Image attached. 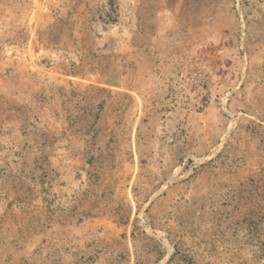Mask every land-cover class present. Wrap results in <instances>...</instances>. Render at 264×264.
<instances>
[{
    "label": "rangeland",
    "instance_id": "rangeland-1",
    "mask_svg": "<svg viewBox=\"0 0 264 264\" xmlns=\"http://www.w3.org/2000/svg\"><path fill=\"white\" fill-rule=\"evenodd\" d=\"M0 264H264V0H0Z\"/></svg>",
    "mask_w": 264,
    "mask_h": 264
}]
</instances>
